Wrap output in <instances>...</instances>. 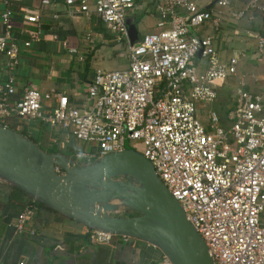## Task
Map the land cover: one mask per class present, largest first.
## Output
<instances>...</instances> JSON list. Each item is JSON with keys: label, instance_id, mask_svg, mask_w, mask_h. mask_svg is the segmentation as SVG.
Segmentation results:
<instances>
[{"label": "built area", "instance_id": "obj_1", "mask_svg": "<svg viewBox=\"0 0 264 264\" xmlns=\"http://www.w3.org/2000/svg\"><path fill=\"white\" fill-rule=\"evenodd\" d=\"M202 1L159 5L161 26L169 23L170 28L131 44L127 20L135 0H65L76 13L90 12L93 4L107 29L128 48V68L98 70L83 106L77 107L66 95L31 88L20 101L11 102L17 93L15 69L31 43L14 37V12L9 0H3L7 7L1 15L0 52L7 56V78L0 83V126L8 128L6 121L16 118L62 128L92 148L78 151L72 158L75 165L76 159L87 166L125 151L127 142L138 143L215 264H264V92H249L241 79L227 116L230 125L224 126L215 110L208 111L207 125L201 121L198 106L216 101L219 87L237 75L239 64L237 56L221 61L214 36L194 33L209 21L216 30L221 25ZM216 2L221 8L231 6V0ZM249 11L264 14V2L250 0L230 15L241 20ZM26 19L37 24L40 20L37 15ZM257 47L264 55V35L257 36ZM197 59L204 62V71ZM54 98L57 103L49 106ZM55 171L63 174L59 166ZM37 212L38 201L32 198L18 215L15 230L35 235L28 227ZM87 233L99 244L117 237L90 228ZM158 264L173 263L163 254Z\"/></svg>", "mask_w": 264, "mask_h": 264}, {"label": "crops", "instance_id": "obj_2", "mask_svg": "<svg viewBox=\"0 0 264 264\" xmlns=\"http://www.w3.org/2000/svg\"><path fill=\"white\" fill-rule=\"evenodd\" d=\"M43 1L9 0L14 12V37L19 42L31 43V47L21 53L20 64L15 69L17 93L11 97V102L20 101L24 90L31 88L66 95L72 105L82 107L88 86L98 70L128 68L127 45L118 42L107 29L93 4L90 12L76 13L65 0H49V4ZM167 1L135 0L127 20L129 27L134 25L137 29L138 41L135 43L147 34L170 28L169 23L161 26L158 11V6ZM249 1L231 0L229 9L217 6L216 0L201 2L203 8L213 13L214 20H221V25L216 30L209 21L194 33L201 37L214 36L218 54H226V60L243 55L241 59L237 56V75L219 87L218 97L211 106L208 105L210 108L198 106L199 118L205 125L209 110L219 113L224 126L230 125L226 115L236 98L233 94L228 95L226 89L233 86L237 89L241 79L245 80V89L249 92H264V68L261 65L264 55L257 47V36L264 35V14L249 11L241 20L230 15V11L244 9ZM6 7L0 0V35L4 33L1 15ZM29 15L39 16L38 24L28 22L26 16ZM213 31L215 35L210 34ZM6 62L7 56L0 52V83L7 78ZM197 63L204 71V62L197 59ZM230 97L232 103L224 106L223 99ZM56 103L57 98H54L48 105ZM6 125L38 145L43 140L49 153L63 154L75 140L62 128L41 121L11 118ZM55 146L58 152H53ZM31 200L22 189L0 179V264H158L162 259L159 249L139 240L125 241L114 237L107 244L95 243L89 238L88 227L62 217L39 202L37 216L28 227L35 230V235L29 231L18 233L15 230L17 217Z\"/></svg>", "mask_w": 264, "mask_h": 264}, {"label": "water", "instance_id": "obj_3", "mask_svg": "<svg viewBox=\"0 0 264 264\" xmlns=\"http://www.w3.org/2000/svg\"><path fill=\"white\" fill-rule=\"evenodd\" d=\"M131 44L137 29L129 27ZM59 166L63 174H58ZM0 179L62 217L151 244L173 264H215L207 246L179 202L135 149L78 167L59 153H49L17 131L0 126ZM128 209L138 215L113 216Z\"/></svg>", "mask_w": 264, "mask_h": 264}, {"label": "rangeland", "instance_id": "obj_4", "mask_svg": "<svg viewBox=\"0 0 264 264\" xmlns=\"http://www.w3.org/2000/svg\"><path fill=\"white\" fill-rule=\"evenodd\" d=\"M211 35H215V33H214V31L213 32H211L210 33ZM220 53V52H219ZM225 55L226 54H222V53H220L219 54V57H220V59H221V61H224V60H226V58H225ZM240 59L243 57V55H237ZM261 65H263V68H264V59H263V62L261 63ZM235 92H236V89H235V86H233L232 88H227L226 89V93L228 94V95H232L233 94V98H236V94H235ZM232 103V98L230 97V98H228V99H223V101H222V104H224V106H228V105H230ZM212 105V104H211ZM210 105V106H211ZM210 106H208L209 108H210ZM207 110H208V108H207ZM206 110V111H207ZM229 112V111H228ZM226 116H228V113H227V115ZM221 117V116H220ZM45 143V142H44ZM47 144L45 143V144H43V140H41L40 141V143H39V147L40 148H42L44 151H46L47 149L46 148H48L47 146H46ZM134 145V143H131V142H127V148H133L132 146ZM134 147H135V150L139 153V154H141V155H143V151H142V149H140L139 148V144L138 143H136V145H134ZM54 149H53V152H58V147H53ZM83 150H86L87 152H91L92 151V148L90 147V146H87L86 144H84V143H82V142H79V141H76V140H74V141H72V143H70V145L68 146V149L66 150V151H64V155L65 156H68L69 158H74V156L76 155V153L78 152V151H83ZM53 154H55V153H53ZM76 161V163H77V166L78 167H84L85 165L83 164V161L82 160H80V159H76L75 160ZM129 212H134V211H131V210H128V209H119L118 211H116V212H111L110 214L111 215H113V216H119V217H131V216H136V215H138L136 212H134V213H129Z\"/></svg>", "mask_w": 264, "mask_h": 264}, {"label": "trees", "instance_id": "obj_5", "mask_svg": "<svg viewBox=\"0 0 264 264\" xmlns=\"http://www.w3.org/2000/svg\"><path fill=\"white\" fill-rule=\"evenodd\" d=\"M41 205H42V204H41ZM42 206H43V205H42ZM24 208H25V206H24ZM24 208H23V210H24ZM23 210H22V211H23ZM22 211H21V212H22ZM21 212H20V213H21ZM20 213H19V214H20Z\"/></svg>", "mask_w": 264, "mask_h": 264}, {"label": "flooded vegetation", "instance_id": "obj_6", "mask_svg": "<svg viewBox=\"0 0 264 264\" xmlns=\"http://www.w3.org/2000/svg\"><path fill=\"white\" fill-rule=\"evenodd\" d=\"M129 213H134V212H129Z\"/></svg>", "mask_w": 264, "mask_h": 264}]
</instances>
